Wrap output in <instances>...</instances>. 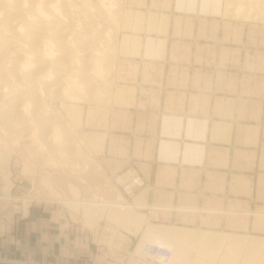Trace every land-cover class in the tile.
<instances>
[{"label":"rangeland","instance_id":"374dc122","mask_svg":"<svg viewBox=\"0 0 264 264\" xmlns=\"http://www.w3.org/2000/svg\"><path fill=\"white\" fill-rule=\"evenodd\" d=\"M165 1H115V47L103 79L109 92L99 99L79 95L67 107L56 103L52 108L61 128L55 145L63 147L66 136L72 138L73 154L54 155L48 141L33 146L20 135L0 134V201L13 205L17 215L25 205L59 207L78 231L93 239L95 247L120 252L107 254V264H127L147 232L167 225L219 236L233 234L224 225L189 222L214 215L213 112L172 110L182 102L192 104L196 97L185 96L183 101L180 82L167 80L166 72L173 65L166 62V55L176 48H168L166 41L181 38L177 30L182 24L199 21L186 17L185 5L174 15L166 12ZM205 1L206 17L212 22L215 0ZM262 6L264 0H223V17L264 22ZM159 25L162 30L152 31ZM155 40L160 41L157 46ZM202 102L212 105L213 97L204 96ZM187 176L190 190L182 192ZM27 195L33 198L25 200ZM114 201L127 204L128 213H116ZM234 235L245 240L259 238ZM222 255L237 261L242 258L234 250ZM0 264L56 263L11 257L0 259ZM156 264L175 262L168 258Z\"/></svg>","mask_w":264,"mask_h":264},{"label":"crops","instance_id":"0c3cea01","mask_svg":"<svg viewBox=\"0 0 264 264\" xmlns=\"http://www.w3.org/2000/svg\"><path fill=\"white\" fill-rule=\"evenodd\" d=\"M204 1H165L166 12L174 15L185 5L186 17L199 21L182 24L177 30L181 38L166 41L168 48H176L166 55V62L173 65L166 72L167 80L180 82L183 101L185 96L196 97L192 104L181 101L172 110L213 112L214 215L189 222L224 225L233 234L264 238V22L224 18L223 0H215L210 22ZM191 7L195 8L191 11ZM159 30L161 25L152 29ZM204 96L213 97L212 105L202 102ZM187 179L182 181V192L190 190ZM0 207V259L40 258L56 264H97L99 260L107 264V254L120 253L95 247L93 239L78 231L57 206L28 205L20 215L8 202L0 201Z\"/></svg>","mask_w":264,"mask_h":264},{"label":"bare ground","instance_id":"6f19581e","mask_svg":"<svg viewBox=\"0 0 264 264\" xmlns=\"http://www.w3.org/2000/svg\"><path fill=\"white\" fill-rule=\"evenodd\" d=\"M115 1L0 0V134L20 135L32 145L48 141L54 155L74 153L72 138L66 136L63 147L55 145L61 128L52 108L56 103L67 107L79 95L99 99L107 93L103 79L115 47ZM37 147L33 149L38 151ZM114 202L116 213H128L127 204ZM179 229L171 225L152 229L138 247L165 246L175 264L262 263L264 238ZM225 250L242 258L223 257Z\"/></svg>","mask_w":264,"mask_h":264},{"label":"built area","instance_id":"2783aa9c","mask_svg":"<svg viewBox=\"0 0 264 264\" xmlns=\"http://www.w3.org/2000/svg\"><path fill=\"white\" fill-rule=\"evenodd\" d=\"M168 256L169 250L165 246L154 244L138 247L137 245L128 258L127 264H156L161 260L165 261Z\"/></svg>","mask_w":264,"mask_h":264}]
</instances>
